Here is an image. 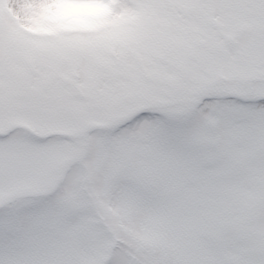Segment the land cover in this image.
<instances>
[{
	"label": "snow or ice",
	"instance_id": "1",
	"mask_svg": "<svg viewBox=\"0 0 264 264\" xmlns=\"http://www.w3.org/2000/svg\"><path fill=\"white\" fill-rule=\"evenodd\" d=\"M0 264H264V0H0Z\"/></svg>",
	"mask_w": 264,
	"mask_h": 264
}]
</instances>
